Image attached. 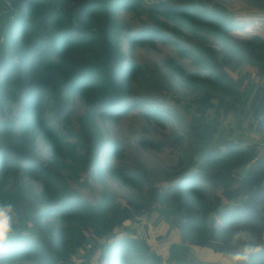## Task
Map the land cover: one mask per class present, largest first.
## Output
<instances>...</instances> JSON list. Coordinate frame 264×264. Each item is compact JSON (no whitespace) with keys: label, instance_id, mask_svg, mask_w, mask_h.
<instances>
[{"label":"trees","instance_id":"16d2710c","mask_svg":"<svg viewBox=\"0 0 264 264\" xmlns=\"http://www.w3.org/2000/svg\"><path fill=\"white\" fill-rule=\"evenodd\" d=\"M248 1L243 13L217 0H160L146 10L152 24L134 32L120 12L135 11L136 0H0V197L16 209L0 264H196L194 251L224 255L226 235L239 226L251 233V264H264V0ZM154 38L195 67L173 62L174 73L205 89L176 101L191 159L153 204L123 206L105 191L88 200L90 178L137 181L115 163L124 156L119 142L98 158L95 119L129 106L139 67L120 39ZM235 41L253 44L255 55ZM76 96L85 108L78 127L91 145L84 154L63 125ZM151 117L162 123L160 113ZM38 139L50 147L48 167L34 158ZM16 176L40 182L39 196L10 192ZM156 219L157 245L149 228Z\"/></svg>","mask_w":264,"mask_h":264},{"label":"rangeland","instance_id":"374dc122","mask_svg":"<svg viewBox=\"0 0 264 264\" xmlns=\"http://www.w3.org/2000/svg\"><path fill=\"white\" fill-rule=\"evenodd\" d=\"M158 1L160 0H136L135 11L130 13L121 11L120 18L130 23L135 29L134 32L145 30V27L152 24L146 10ZM217 2L232 11L240 10L246 13L245 10H250L248 0H217ZM235 44L241 53L255 55L253 44L239 41H235ZM119 46L128 58L136 62L139 69L128 86L129 106L124 112L114 117L96 116L95 125L101 132L95 150L100 149L98 158L104 160L110 150H107L106 155L103 146L119 142L124 149V156L122 161L115 160V163L125 174L135 176L137 181L126 185L112 178L106 179L103 183L90 178L83 195L92 201L95 195L105 191L123 206L128 200L153 204L158 200V193L167 189L178 172L186 168L193 152L194 143L176 101H189L201 95L205 89L193 86L190 81L184 82L174 73L171 68L173 62L182 65L188 71L195 70V67L179 56L173 50L174 47L163 43L161 39L154 38L152 45H130L120 39ZM216 93L222 95L221 91ZM72 102L73 111L69 120L63 125L65 129L77 135L80 142L78 152L82 151L84 154L91 146L87 142V137L85 138L80 132L77 123L78 117L84 113V102L79 96L73 97ZM134 103L137 106L132 105ZM154 112L162 115V123L151 117ZM34 155V158L40 160L44 166H49L51 150L42 139H38ZM181 162H184L182 168L179 167ZM71 168L73 169V166ZM81 183H84L83 179ZM40 185V182L16 176L10 179L6 188L16 196H39ZM178 210L185 211V205L180 203ZM159 219L149 223L156 245L159 244L156 239V234L158 235L156 232L160 231L157 223ZM129 227L138 229L136 224ZM192 258L196 264H225L224 255L206 250L192 252Z\"/></svg>","mask_w":264,"mask_h":264},{"label":"clouds","instance_id":"9594fccd","mask_svg":"<svg viewBox=\"0 0 264 264\" xmlns=\"http://www.w3.org/2000/svg\"><path fill=\"white\" fill-rule=\"evenodd\" d=\"M15 204L0 197V249L13 234L15 225ZM229 248L224 252L225 264H251L254 249L250 243L251 233L239 226L226 235Z\"/></svg>","mask_w":264,"mask_h":264}]
</instances>
